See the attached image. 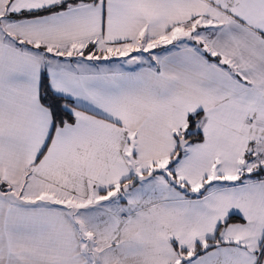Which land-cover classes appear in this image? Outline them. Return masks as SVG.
<instances>
[{
	"label": "snow or ice",
	"instance_id": "obj_1",
	"mask_svg": "<svg viewBox=\"0 0 264 264\" xmlns=\"http://www.w3.org/2000/svg\"><path fill=\"white\" fill-rule=\"evenodd\" d=\"M0 264H264V0H0Z\"/></svg>",
	"mask_w": 264,
	"mask_h": 264
}]
</instances>
